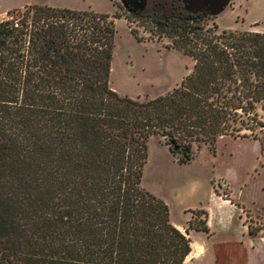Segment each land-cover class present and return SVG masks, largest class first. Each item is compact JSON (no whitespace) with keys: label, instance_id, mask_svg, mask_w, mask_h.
<instances>
[{"label":"trees","instance_id":"16d2710c","mask_svg":"<svg viewBox=\"0 0 264 264\" xmlns=\"http://www.w3.org/2000/svg\"><path fill=\"white\" fill-rule=\"evenodd\" d=\"M6 13L0 264H181L189 229L208 231L207 212L191 210L181 230L141 185L148 138L160 136L181 163L193 159V143L259 138L264 31L188 17L157 28L192 69L165 92L132 97L109 82L116 28L108 14L36 3Z\"/></svg>","mask_w":264,"mask_h":264},{"label":"rangeland","instance_id":"374dc122","mask_svg":"<svg viewBox=\"0 0 264 264\" xmlns=\"http://www.w3.org/2000/svg\"><path fill=\"white\" fill-rule=\"evenodd\" d=\"M114 2L0 0V18L7 16V10H19L34 3L108 14L116 28L109 74L111 87L121 95L135 97L154 96L178 84L192 69L193 60L172 47L171 37L157 30L150 21L127 15L120 6L115 7ZM203 21L205 26L216 23L218 29L264 31V0H230L223 11ZM258 136L224 135L218 137L214 144L193 143V159L181 163L172 156L160 136L150 135L141 185L167 204L170 221L180 228H188V221L193 216L191 210L204 209L207 212L208 204L215 202L212 190L216 188L226 192L229 198L232 196L237 204H244L242 217L244 215L245 223L261 229L264 206L258 207L257 212L254 208L252 210L253 205H245L253 204L251 201L255 206L264 205V148L261 149L259 141L264 138V127L258 131ZM238 191L240 198L235 196ZM219 213L225 216L227 210ZM210 215L217 232L220 230L215 223L218 215L216 212ZM198 216L202 218L203 213ZM195 231L189 229L192 234H188L190 240L199 234ZM204 258L211 261L208 247Z\"/></svg>","mask_w":264,"mask_h":264},{"label":"crops","instance_id":"0c3cea01","mask_svg":"<svg viewBox=\"0 0 264 264\" xmlns=\"http://www.w3.org/2000/svg\"><path fill=\"white\" fill-rule=\"evenodd\" d=\"M238 194L239 191L235 196L240 198ZM212 197L215 202L214 204H208L207 207L209 231L195 229L199 234H195L193 239L190 240L191 249L181 264H264V218L263 227L257 232L251 233L244 221V215L242 217V214H245L242 211L244 204H237L232 196V199L223 197L215 189L212 190ZM241 199L243 198L241 197ZM251 202L253 204L245 205H253L252 210L255 209L257 212H259L260 207L264 206H255V202ZM222 210H227L225 216H221L222 212L219 213ZM214 212L218 215L215 223L220 230L217 232L212 226L213 218L210 215ZM180 229L183 230L184 228ZM190 230L193 231L194 229ZM210 230L213 231L209 233ZM189 235L192 236L190 232ZM207 247L211 251V261L209 262L204 258ZM200 259L205 260L201 261Z\"/></svg>","mask_w":264,"mask_h":264},{"label":"flooded vegetation","instance_id":"af4514ba","mask_svg":"<svg viewBox=\"0 0 264 264\" xmlns=\"http://www.w3.org/2000/svg\"><path fill=\"white\" fill-rule=\"evenodd\" d=\"M115 2V7L120 6L127 15L147 19L155 28L166 27L174 21H184L187 17L190 21L210 17L187 10L181 0H115Z\"/></svg>","mask_w":264,"mask_h":264},{"label":"water","instance_id":"95a60500","mask_svg":"<svg viewBox=\"0 0 264 264\" xmlns=\"http://www.w3.org/2000/svg\"><path fill=\"white\" fill-rule=\"evenodd\" d=\"M185 8L200 16H216L230 3V0H181Z\"/></svg>","mask_w":264,"mask_h":264}]
</instances>
